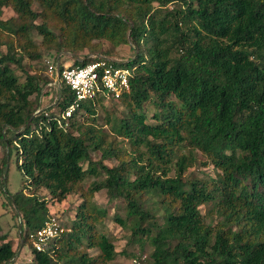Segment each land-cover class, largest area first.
I'll return each mask as SVG.
<instances>
[{
  "label": "trees",
  "instance_id": "obj_1",
  "mask_svg": "<svg viewBox=\"0 0 264 264\" xmlns=\"http://www.w3.org/2000/svg\"><path fill=\"white\" fill-rule=\"evenodd\" d=\"M5 8L14 16L2 19ZM122 46L133 58H112ZM83 51L71 67L107 58L134 70L118 100L125 111L105 117L109 131L78 117L114 100L83 101L67 117L76 96L61 80L55 104L40 109L47 83L24 65ZM0 148V193L22 221L31 264L115 260L109 212L93 202L100 191L124 202L115 221L142 255L151 245V264H264V0H0ZM198 155L215 176L186 175ZM13 157L24 183L11 194ZM40 190L51 202L80 199L44 251L30 235L61 216ZM1 231L0 264H11L18 253Z\"/></svg>",
  "mask_w": 264,
  "mask_h": 264
},
{
  "label": "rangeland",
  "instance_id": "obj_2",
  "mask_svg": "<svg viewBox=\"0 0 264 264\" xmlns=\"http://www.w3.org/2000/svg\"><path fill=\"white\" fill-rule=\"evenodd\" d=\"M35 9L39 10V7L36 5ZM14 16V11L11 8H5L2 19H9ZM41 21H38L40 23ZM38 40L41 41L42 38L38 37ZM103 49H109V45L104 43ZM88 55L87 51H83L75 56L69 52H62L61 54H56L55 52L47 53L44 59L38 62H31L28 59L24 61L25 68L31 74H37L42 77V81L47 83L42 91L41 96V104L40 109H47L48 107H52L57 100V91L54 85H52L56 80V75L52 76L46 70L45 65H48L47 61L55 60L57 58L58 62L64 64V66H71L74 64L75 57L79 59H84ZM134 52L130 46H122L120 47L116 54L113 55L112 58L117 59L116 61H128L133 58ZM93 57V55H89V58ZM55 64V63H54ZM56 65V64H55ZM49 69V67H48ZM52 82V84H50ZM96 105V114L95 116H89L84 112L81 113L78 117V121H86L89 119L92 122V119L95 120V123L104 127L106 131L109 129L105 126V117L108 113L115 112L120 113L124 112V108L119 104V101L106 102L103 105ZM153 107L149 106V113L153 112ZM86 114V115H85ZM187 151V150H186ZM5 151L0 148V160L4 157ZM93 157L95 159L100 157V153L93 152ZM199 160L196 164L191 167L186 175H190L193 178L204 179L208 176H215V170L213 166L204 167L201 165V160L203 157L198 155ZM15 158L13 157L12 162L9 165V175H8V190L11 194L17 193L23 187L24 176L19 171L13 162ZM1 163V161H0ZM116 161H106L105 164L108 166H113L116 164ZM92 182V179H89L85 186L88 187ZM26 193H30L31 191L25 190ZM38 193L45 197L48 200L50 215H58L61 216L59 220L60 224L65 228V226L70 225L76 215L77 207L80 203V199L78 196H71L66 201L62 203L51 202L50 196L45 190H40ZM97 206L105 208L108 210L109 215L105 220V231L107 235L114 241L117 251V256L114 261L109 264H151L152 258L151 254L153 252V248L151 245H147L144 253L142 255V250L136 243L131 242V233L128 229H124L115 221L116 214L124 217V202L121 200L111 202L108 199V196L105 191H100L95 194L94 201ZM208 213V207H202V214L206 215ZM15 209L9 203L7 198L0 193V225H1V234L7 235L8 239L14 243V248L16 249L18 255L15 260L11 264H31L33 256L31 253L29 241H24V235L20 233V228L22 227V221L19 218H15ZM207 223H217L221 220L220 217L217 216H206ZM24 230V227H22ZM92 254H97L96 250L90 251Z\"/></svg>",
  "mask_w": 264,
  "mask_h": 264
},
{
  "label": "built area",
  "instance_id": "obj_3",
  "mask_svg": "<svg viewBox=\"0 0 264 264\" xmlns=\"http://www.w3.org/2000/svg\"><path fill=\"white\" fill-rule=\"evenodd\" d=\"M47 63L50 75H56L53 85L62 80L75 93L76 101L66 112L67 117L71 116L72 111L83 101L95 100L98 97H103L106 101H118L131 89L130 79L134 70L107 58L95 60L83 67L65 66L61 74L58 64L55 65L51 60ZM63 232L62 224L55 218H50L42 228L30 235V241L37 251H44L48 243Z\"/></svg>",
  "mask_w": 264,
  "mask_h": 264
},
{
  "label": "water",
  "instance_id": "obj_4",
  "mask_svg": "<svg viewBox=\"0 0 264 264\" xmlns=\"http://www.w3.org/2000/svg\"><path fill=\"white\" fill-rule=\"evenodd\" d=\"M58 76H59V72H58Z\"/></svg>",
  "mask_w": 264,
  "mask_h": 264
}]
</instances>
